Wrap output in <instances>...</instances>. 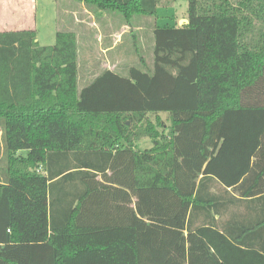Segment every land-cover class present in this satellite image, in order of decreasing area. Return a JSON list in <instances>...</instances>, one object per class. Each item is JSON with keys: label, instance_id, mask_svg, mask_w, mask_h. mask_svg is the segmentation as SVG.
I'll use <instances>...</instances> for the list:
<instances>
[{"label": "trees", "instance_id": "16d2710c", "mask_svg": "<svg viewBox=\"0 0 264 264\" xmlns=\"http://www.w3.org/2000/svg\"><path fill=\"white\" fill-rule=\"evenodd\" d=\"M186 1L81 88L76 32L0 31V264H264V0Z\"/></svg>", "mask_w": 264, "mask_h": 264}, {"label": "rangeland", "instance_id": "374dc122", "mask_svg": "<svg viewBox=\"0 0 264 264\" xmlns=\"http://www.w3.org/2000/svg\"><path fill=\"white\" fill-rule=\"evenodd\" d=\"M38 1L40 44L52 43L55 29L59 27L57 25L60 21L65 24V21L70 19L69 28L71 29H78L79 26L90 28L84 32L90 37L80 40L78 88L87 83L90 76L97 74L105 67L123 75L129 67L148 71L152 64L153 38L151 31L155 23L158 26L179 25L182 19H186L187 13L186 0H167L172 5L159 7V17L155 20L152 17L135 15L128 24L118 12L99 11L98 14H105V18H98V22L95 13L90 11L84 13L83 9L88 10V8L82 2L58 1L55 6L53 5L54 0ZM56 11L57 14H55ZM53 12L54 17H52ZM74 16L81 22H73ZM106 16L109 17V21L106 20ZM84 20H86L85 22L91 20V22L86 24ZM48 29L52 30L48 32ZM140 144L141 146H150V141L145 139Z\"/></svg>", "mask_w": 264, "mask_h": 264}, {"label": "crops", "instance_id": "0c3cea01", "mask_svg": "<svg viewBox=\"0 0 264 264\" xmlns=\"http://www.w3.org/2000/svg\"><path fill=\"white\" fill-rule=\"evenodd\" d=\"M58 1L65 2V0H54L53 5L56 6V4H58ZM38 5H39L38 0H0V31L35 30L37 34V40L39 41L41 29L38 27V16H39ZM83 11L84 13L89 12L86 8H84ZM98 13L100 12H97L95 14L97 21H98V18L100 17L105 18L104 17L105 14L102 15ZM55 14H57V11ZM55 14L53 12L52 17H54ZM106 17H107L106 20L108 19L109 21V17L108 16ZM74 21L78 23L81 22L76 17L75 19H73V22ZM85 21L86 20H84V22ZM88 22H91V20ZM88 22H85V23L87 24ZM57 26L59 27L55 29L56 31L69 29V30L76 32L78 37H80L81 39H88L90 37V35H86L84 33V32H87V29H90L87 26H86L87 28H84V27L81 28L79 25H78L79 26L78 29L69 28L70 19L66 20L65 24L63 23V21H60ZM51 30L52 29H48V32H50ZM53 40H54V36H53ZM41 45H47V44H41ZM105 68H108V67H105Z\"/></svg>", "mask_w": 264, "mask_h": 264}, {"label": "water", "instance_id": "95a60500", "mask_svg": "<svg viewBox=\"0 0 264 264\" xmlns=\"http://www.w3.org/2000/svg\"><path fill=\"white\" fill-rule=\"evenodd\" d=\"M187 23V19H182L180 22H179V26H182L183 24H186Z\"/></svg>", "mask_w": 264, "mask_h": 264}]
</instances>
